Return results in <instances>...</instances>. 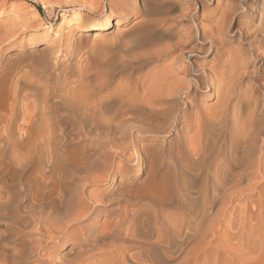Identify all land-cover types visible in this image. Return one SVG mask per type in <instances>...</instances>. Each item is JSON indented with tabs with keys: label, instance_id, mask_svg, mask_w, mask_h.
<instances>
[{
	"label": "bare ground",
	"instance_id": "6f19581e",
	"mask_svg": "<svg viewBox=\"0 0 264 264\" xmlns=\"http://www.w3.org/2000/svg\"><path fill=\"white\" fill-rule=\"evenodd\" d=\"M64 10L68 16V8ZM125 17L126 13L123 12L116 20L107 15L103 17L102 23L89 24L80 29L77 37L84 31V35L91 34L95 39L113 26L115 30H122ZM22 23L23 26H27L29 22L26 20ZM16 26L13 24L12 28L0 32V45L17 33ZM226 33L227 31L221 34ZM232 34H237L238 43L252 44L253 53L259 50L260 45L246 39L244 36L246 33L242 28H238L236 33ZM71 38L70 34H60L57 30L51 42H45L38 48H30L25 54L15 51L3 57L4 50L0 48V140L3 142L0 159H5L6 150H10L11 158L8 159V164L18 163L14 173H10L6 180L10 186L9 217L11 222L19 224L21 219L31 218L33 225H38L34 230L39 235L37 238L25 240V246L13 264H27L31 252L38 251L42 244L50 245L56 242V252L59 251V246L68 241L69 234L75 239H80L81 244L90 242L89 248L83 253H77L71 245L65 250V255L63 257L58 255L59 258L54 259L52 264H83L84 254H94L104 245L114 254L106 264H124L126 260L132 261L135 256L130 251L136 247L144 248L139 260H147L153 264H165L176 259L180 252L188 250L189 245L190 252L198 250L197 237L200 235L198 229L202 223L210 222L215 216L212 208L218 198L216 191L220 190L219 186L224 191L221 196L230 198V184L233 185L244 178L243 173H248L246 171L248 168L256 166L264 170L262 147L264 140L263 144H260L261 149L259 148L260 152L261 150L263 152L260 158L251 166H245L242 162L244 160L242 157L252 153V139L259 128L252 126L251 117L240 127L233 123L235 120L233 116L232 120L230 117V102L238 94L234 88L242 79L243 72H239L233 82L224 87L235 74L234 66L230 63L233 55H245L249 51L243 47L244 45L230 51L219 50V61H222L219 70L221 77L229 75L226 80L218 79L213 68L206 69L197 61L176 58L165 72L163 70V78L159 77L160 80L155 81L154 86L147 83L149 86L144 87L146 92L138 95L142 101L138 103V98L135 100L134 94L133 100L117 97L115 99V96L107 93L100 98H90L98 88L94 87L98 81L88 68L80 70L75 80L69 81L70 76L66 70L68 64L58 63V56L62 50H67ZM144 40L146 41L145 38ZM145 41L142 42L145 44L147 43ZM201 41L209 44L205 52L191 51L189 54L205 55L217 45L214 38L205 37ZM222 46L223 41L220 44V47ZM249 55L250 53L244 58ZM254 56L264 60V53H257ZM180 73L184 76L180 77ZM72 84L75 85L72 87ZM197 90L215 92L218 103L216 102L217 106L210 116L195 112L196 105L192 95ZM134 93L137 96L136 92ZM260 107L255 103L252 108L256 117ZM235 111L236 109H233L232 113L235 114ZM262 115L264 119V113ZM173 127L176 128L178 135L185 127H195L199 140L197 139L198 142L194 140L197 143L192 148H182L178 145L172 151L164 150L166 146L163 142L158 144L153 171L158 172L163 167L167 168L169 187L166 198H153L148 187L128 189L122 185L124 183L121 178L118 179L116 187L105 192L85 193L88 186L113 182L115 176L121 173L123 167L119 165L112 171V166L115 157L121 154L126 146L133 148L130 155L141 164L144 148L143 145L138 147L139 135L147 137L150 142L156 141L164 138ZM238 128L244 130L243 135L246 134L242 137L244 147L240 156H237L235 146L232 144L235 141L240 142L235 132ZM232 137L235 138L234 141ZM41 140H44L53 152L49 158L47 157L51 160L52 167L49 174L40 172L39 185H35L28 171L40 169L42 161L32 153L38 150L37 142ZM92 140L95 141L94 145L90 144ZM79 146L81 157L68 155L66 149ZM105 146L109 149L103 150ZM221 146L226 149V152H223L220 148L223 153L220 155L224 161L222 166H212L209 183V176L206 173L208 171L205 170H208L209 164L211 165L209 161L214 157L215 150L217 148L219 150ZM112 147L116 149L110 151ZM57 149L61 151L60 154L54 151ZM187 160L189 164H186ZM151 165L149 162L146 165L147 173L143 182L148 180ZM179 174L190 178L181 188L175 186ZM48 186L50 188L46 189ZM105 194L107 198L103 199ZM100 201H105L110 212H113L111 214H115L104 223L95 221L99 212L104 210ZM191 202L196 204L193 205ZM185 203L188 205L184 207V212H180L175 223L166 222L161 217L160 213L165 208L174 204L184 206ZM82 220L93 223L85 227H76L75 224ZM206 224L211 236H214L211 223ZM31 225L32 223L26 225L29 232ZM48 250L50 249H46L44 253ZM44 253L41 257L45 255ZM187 253L185 255H188ZM193 253L192 256H195ZM185 255L177 264L183 263ZM45 263L44 258H37L34 264Z\"/></svg>",
	"mask_w": 264,
	"mask_h": 264
},
{
	"label": "rangeland",
	"instance_id": "374dc122",
	"mask_svg": "<svg viewBox=\"0 0 264 264\" xmlns=\"http://www.w3.org/2000/svg\"><path fill=\"white\" fill-rule=\"evenodd\" d=\"M33 4L37 5L40 11ZM66 8H68V16L65 14L64 9ZM122 12L126 13L122 30H115L116 28L113 26L108 32H103L101 36L95 39L91 34L84 35V31L81 36L77 37V32L87 25L102 23L107 15H111L113 20H116ZM26 20L29 23L27 26H23L22 22ZM13 24L17 25V33L15 32L9 40L0 45V48L4 50L3 57L15 51L25 54L30 48H38L45 42H51L55 38L57 30L60 31V34H70L72 38L68 42L67 50H62L59 53L58 63L68 64L66 70L68 71L67 75L70 76L69 81L75 80L80 70L85 68L90 69L95 74L94 78L98 83L97 85L94 84V87L98 88L90 95L92 99L100 98L107 93V95L115 96V99L117 97L118 99L128 98L127 100H131L132 98L133 100L135 97L136 100L139 94L146 92L145 86L148 84L154 86L155 81L163 78V70L165 72V69L176 58H183L184 61H197L201 67L206 69L213 68L218 79L226 80L229 75L225 74L224 77H221L219 70L222 62L219 61V50L230 51L244 45L243 47L249 51L250 55L246 58L244 57L248 53L245 55L239 54V56L238 54L233 55L230 63L234 66L233 72L235 71V74L232 78H229L230 82L228 81L224 87L228 86L229 83L231 84L239 72H243L242 79L234 88L238 94L230 102V117L232 120L233 116L235 119H233V123L238 127L244 125V122L251 117L252 126L259 128L254 134L256 137L253 136L252 139V153L247 154V157H242L244 159L242 161L243 165H253V162L262 155L260 144H263L262 140H264V119L262 115L264 113V60L257 59L254 55L264 53V0H0V32L12 28ZM238 28L245 31L244 36L246 39L260 45L259 50L257 49L253 53L252 44L237 42V34L232 33H236ZM226 31V35L221 34ZM205 37L217 40L218 46H214V49L205 55L189 54L191 51L205 52L209 45L201 41ZM252 37H255V39H252ZM220 40L223 41L222 47H220L222 43ZM142 41L147 43L144 44ZM179 76L183 77L184 74L180 73ZM75 84L71 86L73 87ZM91 84L93 85V83ZM192 97L196 105L195 112L198 114L206 113L207 116H210L217 106L216 102L218 103L214 91L211 93L210 91L197 90ZM137 101L138 103L142 102L140 98ZM255 103L262 107L257 113L258 117L255 116L254 111L252 112ZM231 109H236L235 114L232 113ZM178 126H180V123ZM235 132L240 142L235 141L232 144L235 146L234 151L236 150L237 156H240L244 147L242 137L246 134L243 135L244 130L239 128ZM137 139L139 142L138 147L143 145L144 148L141 164H138L136 158L131 156L133 148L126 146L125 150L119 151L121 154L119 153L115 157L112 166V171H115V167L119 165V167H123L121 173L115 176L113 182H102L88 186L85 193L105 192L112 187H116L118 179L121 178L124 183L122 185L128 189L133 190V188H136L138 190V188L148 187L153 198H166L167 188L169 187L167 168L163 167L158 172L153 171L155 153L159 149L158 144L163 142L166 146L163 149L172 151L178 145L182 148H192L199 140L195 127L183 128L180 135L173 127L164 138L156 141L150 142L147 137L141 135ZM231 139L232 141L235 140L233 137ZM39 142H37L38 150L32 154L34 157H40V161H42L40 162V169H29L28 171V175L35 185H39L40 172L49 174L52 167L51 160L48 159L53 154L51 148L47 147L44 140H41V144ZM44 144H46V147ZM90 144L94 145L95 141H90ZM2 145L3 142L0 140V148ZM262 147L264 148V144ZM105 148L109 149L108 146H105L103 150ZM220 148L223 149V152H226L225 147L221 146L219 150L217 148L214 157L209 161L211 165L208 162L209 168L205 170L208 171L206 173L209 176V183L213 167L215 165L222 166L224 161V158L220 155L223 154ZM114 149L116 148L112 147L110 151ZM57 150L54 151L60 154L61 151ZM80 150L81 146L66 149L71 157H81ZM9 158H11L10 150H6L5 159H0V264H13L17 260L21 249L25 246V240L39 236L34 230L38 225L34 226L31 218L26 217L23 219L24 221L21 219L20 224L10 221L8 211L10 186L6 180L10 173H14L18 163L8 164ZM148 162L152 164L151 173L148 180L143 182L147 173L146 165ZM186 164H189L188 160ZM251 168L246 170L248 173H243L244 178L236 181L233 185L230 184V198L221 196L224 191L219 186L220 190L216 191L218 198L212 208L215 219L213 218L210 222L204 221L205 224L202 223L201 228L198 229L200 234L197 237V242L199 240L198 250L190 252L189 245L188 250L180 252L178 256L182 255L176 256L175 261L171 260L165 264H177L187 253L186 251L191 254L187 253L188 255H185L182 264H264V170L256 166H251ZM189 180L190 178L187 175L179 174L175 186L181 188L184 186V182ZM48 188L50 186L46 187V189ZM104 198H107L106 194L103 195ZM100 203L104 210L99 212L95 221L104 223L114 217L115 214H111L113 212H110L105 201H100ZM100 203L97 202L99 205ZM191 204L194 205L196 202H191ZM187 205L188 203H185L184 206L174 204L165 208L160 213L161 217L166 222L175 223L180 216V212H184V207ZM28 220L29 222H27ZM29 223L33 225L29 226L30 232L26 228ZM92 223L82 220L75 226L85 227ZM206 223H211L214 236H211V231L207 229ZM18 230H20L19 235L16 234ZM67 237L68 241L59 246V251L56 252V242L50 244L51 246L42 244L44 249L39 248L38 251L31 252L26 263L34 264L35 259L44 258L46 260L45 264H52L54 259L57 260L59 257H63L65 250L71 245L74 246L77 253H83L89 248L90 242L81 244V240L75 239L72 234ZM46 249L50 250L44 253ZM143 250L144 248H133L130 253L135 257L132 261L126 260L124 264H143V262L153 264L147 260H139ZM193 252L196 257L192 256ZM43 253L45 255L41 257ZM112 255L114 254L111 253L109 247L100 246L96 253H88V255L84 254L82 256L83 264H106V261L110 260Z\"/></svg>",
	"mask_w": 264,
	"mask_h": 264
},
{
	"label": "trees",
	"instance_id": "16d2710c",
	"mask_svg": "<svg viewBox=\"0 0 264 264\" xmlns=\"http://www.w3.org/2000/svg\"><path fill=\"white\" fill-rule=\"evenodd\" d=\"M33 5L38 9V11H40V8L37 5H35V4H33Z\"/></svg>",
	"mask_w": 264,
	"mask_h": 264
}]
</instances>
